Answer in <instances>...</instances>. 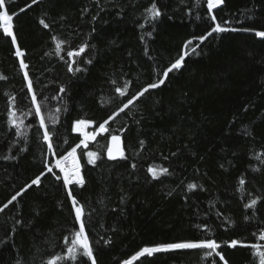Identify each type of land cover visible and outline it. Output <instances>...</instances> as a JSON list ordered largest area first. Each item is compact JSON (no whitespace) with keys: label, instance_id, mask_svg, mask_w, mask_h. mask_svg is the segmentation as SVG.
<instances>
[{"label":"trees","instance_id":"16d2710c","mask_svg":"<svg viewBox=\"0 0 264 264\" xmlns=\"http://www.w3.org/2000/svg\"><path fill=\"white\" fill-rule=\"evenodd\" d=\"M30 3L6 0V7L10 14L19 13L14 15V32L26 52L29 76L50 129L55 109L66 108L54 127L59 154L82 138L72 131L76 119L96 121L87 128L94 131L122 101L152 82L154 70L176 58L185 40L208 29L205 19H197V15L206 17V4L196 0H157L162 15L151 24L145 22L144 10L152 0H40L19 12ZM214 11L218 20L232 21L231 27L264 30V0H225ZM247 15L253 19H245ZM41 17L49 29L39 24ZM53 36L66 41L59 54ZM85 40L94 47L77 59L87 70L69 73L67 51L78 49ZM201 48L202 54L186 58V65L170 74L165 85L146 94L111 124L112 128L127 126L124 141L129 160L109 161L104 155L93 166L77 150L86 183L82 188L70 187L86 212H91L89 238L97 264H121L145 245L211 233L218 241L258 242L253 233L258 235L264 227V204L257 205L255 218L245 221L244 216L253 212L243 207L248 199L237 186L244 175L246 191L264 195V164L256 159L264 153V38L242 31L218 38L214 34ZM14 51L10 38L0 35V157H17L0 158V205L43 170L46 153V145L36 135L38 117L22 115L33 106ZM87 59L92 63L85 65ZM125 81H131L129 94L119 97L114 89ZM61 86L66 92H60ZM12 96L17 116L24 125H32H22L27 142L8 124ZM106 136H98L87 150L97 151L107 143ZM47 159L54 163L51 154ZM133 162L135 170L130 167ZM150 164L168 167L171 175L152 180L147 173ZM53 171L60 175L58 169ZM42 181L41 188L29 190L0 213V264H41L65 251L63 237L74 227L71 203L61 181L51 174ZM188 183L200 187L189 191ZM170 191L172 195H167ZM17 219L20 224H15ZM205 223L211 233L197 227ZM223 251L230 264H253L248 248ZM202 255L199 250L160 253L134 264H211L212 258L205 260Z\"/></svg>","mask_w":264,"mask_h":264},{"label":"snow or ice","instance_id":"6c2138e0","mask_svg":"<svg viewBox=\"0 0 264 264\" xmlns=\"http://www.w3.org/2000/svg\"><path fill=\"white\" fill-rule=\"evenodd\" d=\"M197 4L204 3L206 4V17H201L197 15V19H205L208 24V29L204 34L199 36H192L191 38L184 41L183 46L180 52L177 54L176 58L171 60L166 67L158 68L154 70L155 79L152 82L146 83L138 91L126 99V102H121V106L117 107L110 115L107 116L103 122L98 124V127L94 131L88 132L85 131L86 128L92 127L97 122L87 118H79L73 122L72 131L80 133L82 138L79 140L75 146L71 147L70 150L66 151L64 154L57 153V145L54 143L55 131L54 127L59 123V113L66 111V108L62 109L57 107L55 113L52 114L51 124L52 129L49 127V123L46 122V117L43 113V105L38 100V93L34 89L33 79L29 76V64L26 63L25 57L26 52L23 50L18 42L17 35L14 32V15L19 13L10 14L6 7V0H0V35L3 37H9L11 45L15 47L14 55L19 60V71L22 73L26 83V88L29 95V99L33 106V109H30L28 113L22 115H34L38 117L37 121V130L36 135L40 139L43 145H46V153H43L44 159L42 160L43 170H40L38 174L31 178L29 182H26L20 187L14 195L10 197L3 205H0V213H4L5 210L9 208L14 202L18 201V198L23 197L29 190L34 187L39 189L42 186V178L46 177L48 174H51L56 181H61L63 187L67 193V198L71 203V210L73 213L74 227L69 232L68 235L63 237V247L65 251L63 254H53L46 261H42L41 264H85V261L89 264H97L96 255H94V248L92 241L89 238V229L88 224L91 221V212H86V205L81 203L76 195H74V189L70 186H79L83 187L86 183L84 175H82L83 165L80 163V158L77 155V150H81V155L86 156L87 164L95 166L98 160H102L104 155H106L109 161H120V160H129V156L126 154L124 135L128 131L127 126H121L119 128H112L111 124L116 121L117 117L121 113H125L126 110H129L130 107L136 106L137 102L141 100L142 97H145L146 94L150 93L152 90L161 88L165 85L167 81L170 80V74L179 72L186 65V58L202 54L201 46L209 38L213 37L214 34L228 33V32H250L254 33L256 37L264 38V30H257L252 27H231L229 26L232 21L224 20L220 21L217 18V15L214 10L220 9L225 5V0H196ZM40 3V0H31L30 4H27L25 8H20L19 12H24L26 9L31 8L32 5H37ZM87 11V9H84ZM162 15L161 8L158 7L157 0H152L151 5L144 10V20L146 23L151 24L153 21L157 20ZM244 15V14H242ZM93 20L96 19V16L92 17ZM245 19H253L251 15L245 16ZM39 24L45 29L50 28V24L46 22L44 17L39 19ZM140 27H144L143 24ZM95 32V28L92 29ZM148 36H151L152 33L148 32ZM90 38V37H89ZM52 39L56 41V52L62 50V46L66 43L64 39H59L57 36H53ZM140 39L144 41L145 37L141 35ZM198 41L193 45V41ZM94 47L85 40L81 43L78 49L67 51V57L69 58L67 63V71L69 73H78L86 71L85 67L80 65L78 57L82 53ZM145 54H147V47L145 48ZM151 58V57H150ZM64 59V57H61ZM92 60L87 59L84 61V64H91ZM3 78V77H0ZM114 85L117 84L116 80H113ZM131 81H125L122 86H116L114 91L118 94L119 97H127L129 94V88ZM60 92H66V89L61 86ZM47 97H45V100ZM11 103L9 104L7 111L8 124L15 128V134L24 138L27 142V132L22 130V125H24L23 119L17 116V107H16V98L14 96L10 97ZM136 123L139 124L140 121L136 120ZM32 125H24V128H31ZM107 134L105 145H99V149H103L102 152L98 149L97 151L87 150L89 143L96 141L98 136H104ZM247 131L245 135H249ZM67 142V141H65ZM145 145L144 140L139 141V146L143 149ZM27 148H21L20 151H26ZM87 150V151H85ZM47 154H51L54 158V163L47 159ZM175 155V153H172ZM261 156H264V153L256 156V159L260 160L261 164H264V159H261ZM2 159H16V156H3ZM165 160L168 159L167 156L164 157ZM70 162V163H69ZM222 168L224 165H220ZM130 167L135 170L137 168L136 163H131ZM58 169L60 175H57L53 169ZM252 171L258 172L260 169L252 168ZM147 173L151 176L152 180L159 181L161 177L171 175L168 167H164L158 164H150L147 167ZM246 179L244 175H241L238 178L237 190L241 193H245V198L248 199V202L243 205L245 209H250L253 212L252 216L245 215L244 220L250 221L255 218V213L258 210V204H264V195H255L248 193L246 191ZM187 189L189 191H194L200 187L196 183H188ZM167 195H172V192H168ZM187 198V197H186ZM125 197H121V203L123 204ZM91 211H95L92 209ZM36 215H39V210H36ZM20 220H15V224H20ZM234 226L235 222H231ZM75 225H78L76 227ZM202 229L205 233H211V229L205 223L203 225L197 226ZM215 234L204 235L203 237H194L192 239L186 240H177L172 242H161L152 245H145L140 247L139 250L135 251L128 259L121 261V264H134V262L142 261L144 258H152L156 254L160 253H169L176 251H185V250H199L202 252V258L207 260L211 259V264H217V259L219 264H230L229 259L224 253V248L236 249L237 247L248 248L251 250V255L253 257V264H264V227H260L257 233H253L257 237L258 242L245 243L243 240L231 239L228 241H218L217 238H212ZM105 243H110V241L105 240Z\"/></svg>","mask_w":264,"mask_h":264},{"label":"rangeland","instance_id":"374dc122","mask_svg":"<svg viewBox=\"0 0 264 264\" xmlns=\"http://www.w3.org/2000/svg\"><path fill=\"white\" fill-rule=\"evenodd\" d=\"M85 131H87V128L85 129ZM75 133H77V132H75ZM80 134V133H79ZM81 135V134H80Z\"/></svg>","mask_w":264,"mask_h":264},{"label":"built area","instance_id":"2783aa9c","mask_svg":"<svg viewBox=\"0 0 264 264\" xmlns=\"http://www.w3.org/2000/svg\"><path fill=\"white\" fill-rule=\"evenodd\" d=\"M70 163V162H69Z\"/></svg>","mask_w":264,"mask_h":264}]
</instances>
